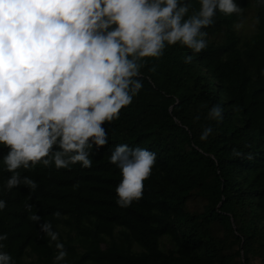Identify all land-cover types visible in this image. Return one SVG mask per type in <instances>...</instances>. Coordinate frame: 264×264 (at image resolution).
<instances>
[{"label":"trees","instance_id":"16d2710c","mask_svg":"<svg viewBox=\"0 0 264 264\" xmlns=\"http://www.w3.org/2000/svg\"><path fill=\"white\" fill-rule=\"evenodd\" d=\"M237 2L254 12L250 34L239 32V13L217 12L199 53L177 43L144 58L143 88L105 122L109 143L91 150V167L37 163L18 170L37 181L34 191H0V233L16 264H51L45 221L70 264H264V6ZM191 3L189 14L199 9ZM213 104L223 107L219 122L207 118ZM206 126L213 132L201 140ZM116 144L156 153L141 198L128 207L116 203ZM10 174L0 165V185Z\"/></svg>","mask_w":264,"mask_h":264},{"label":"clouds","instance_id":"9594fccd","mask_svg":"<svg viewBox=\"0 0 264 264\" xmlns=\"http://www.w3.org/2000/svg\"><path fill=\"white\" fill-rule=\"evenodd\" d=\"M198 3L189 14L191 0H0V147L7 149L0 165L11 173L0 191L20 185L34 191L37 181L18 170L37 163L91 167V150L109 143L105 122L117 119L143 88L144 58H158L177 43L199 53L217 12H241L237 0ZM223 111L213 104L207 118L219 122ZM212 132L203 127L200 139ZM109 162L120 168L116 203L128 207L141 198L156 153L116 144ZM5 207L0 198V211ZM39 227L55 248L51 264H70L59 232L48 221ZM7 238L0 233V264H16L4 250Z\"/></svg>","mask_w":264,"mask_h":264},{"label":"rangeland","instance_id":"374dc122","mask_svg":"<svg viewBox=\"0 0 264 264\" xmlns=\"http://www.w3.org/2000/svg\"><path fill=\"white\" fill-rule=\"evenodd\" d=\"M240 15V21L237 24V28L239 30V32L243 35H248L250 34L252 31H254L255 29V17H254V12H252L251 10L243 12L241 11L239 13ZM63 234H65L66 232L61 231Z\"/></svg>","mask_w":264,"mask_h":264}]
</instances>
